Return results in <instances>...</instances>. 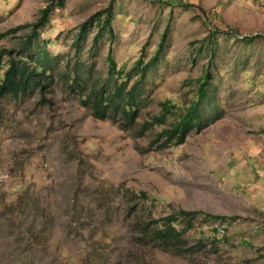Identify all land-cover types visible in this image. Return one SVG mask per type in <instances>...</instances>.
Returning a JSON list of instances; mask_svg holds the SVG:
<instances>
[{"label": "rangeland", "instance_id": "1", "mask_svg": "<svg viewBox=\"0 0 264 264\" xmlns=\"http://www.w3.org/2000/svg\"><path fill=\"white\" fill-rule=\"evenodd\" d=\"M108 6L111 30L96 36L101 15L75 47ZM44 7L53 78L0 96V264H264V0H0V50L20 56ZM158 50L132 126L95 117L64 75L80 59L87 88L102 82L110 52L131 84ZM203 73L201 128L152 144L144 121L196 100ZM180 209L196 213L178 243L158 240Z\"/></svg>", "mask_w": 264, "mask_h": 264}, {"label": "trees", "instance_id": "2", "mask_svg": "<svg viewBox=\"0 0 264 264\" xmlns=\"http://www.w3.org/2000/svg\"><path fill=\"white\" fill-rule=\"evenodd\" d=\"M47 10V7L42 8L39 17L35 21L26 24L30 29L29 33L21 39L22 54L20 56L10 49L0 50V66H2V56H8L0 78V96L5 94L17 96L35 88H39L43 92L45 86L51 82L53 78L52 70L59 56L50 55L46 50V46L37 41L38 29L48 21ZM101 15H103V19L96 30V36H99L104 28L111 30V13L108 6L90 15L88 20L86 19L80 25L79 37H76L73 41L75 47L79 48L80 38L87 24ZM164 40L165 34L160 41V45ZM159 52V50L156 51L147 61H143L142 58L135 61V69L139 71L131 84L128 83V74L123 73L122 69L117 67L110 52L106 56L108 75L104 81H93L87 88L86 75L89 67L80 59L74 62L72 68L65 69L64 75L67 81H70V88H75L80 94L84 106L92 108L95 117L103 118L109 115L113 121L119 122L121 126L128 127L135 122L144 95L146 73L157 62ZM198 82L196 100H191L187 105L180 106L165 99L161 102L160 112L152 115L151 119L144 121L145 128L154 125L161 126L152 144H156L159 148L179 144L185 140L191 128L195 127L198 130L201 128L204 117L199 102L204 100L206 105L213 101L208 96L207 73L200 75ZM170 114L172 117L167 122ZM195 213L196 211L180 209L167 215L161 219L160 225H157L152 233L160 241L172 240L178 243L184 229H178L175 225L176 220L181 216L190 217ZM223 217L221 216V218Z\"/></svg>", "mask_w": 264, "mask_h": 264}]
</instances>
